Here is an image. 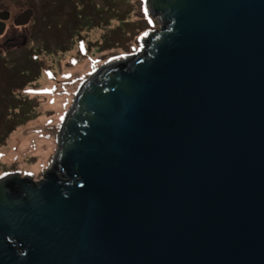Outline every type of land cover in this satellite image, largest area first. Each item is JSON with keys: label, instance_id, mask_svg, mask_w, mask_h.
Returning <instances> with one entry per match:
<instances>
[{"label": "water", "instance_id": "water-1", "mask_svg": "<svg viewBox=\"0 0 264 264\" xmlns=\"http://www.w3.org/2000/svg\"><path fill=\"white\" fill-rule=\"evenodd\" d=\"M147 11L158 30L83 83L42 179H0V264H264V0Z\"/></svg>", "mask_w": 264, "mask_h": 264}, {"label": "rangeland", "instance_id": "rangeland-1", "mask_svg": "<svg viewBox=\"0 0 264 264\" xmlns=\"http://www.w3.org/2000/svg\"><path fill=\"white\" fill-rule=\"evenodd\" d=\"M36 34L0 59V179L40 181L56 135L83 83L99 69L141 53L157 21L148 0H49Z\"/></svg>", "mask_w": 264, "mask_h": 264}, {"label": "flooded vegetation", "instance_id": "flooded-vegetation-1", "mask_svg": "<svg viewBox=\"0 0 264 264\" xmlns=\"http://www.w3.org/2000/svg\"><path fill=\"white\" fill-rule=\"evenodd\" d=\"M49 0H0V59L19 50L35 36L40 10Z\"/></svg>", "mask_w": 264, "mask_h": 264}]
</instances>
